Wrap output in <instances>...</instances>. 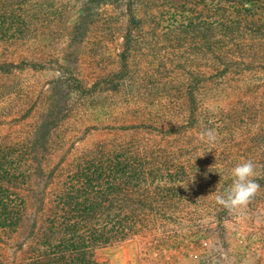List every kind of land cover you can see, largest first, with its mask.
<instances>
[{
    "label": "rangeland",
    "instance_id": "rangeland-1",
    "mask_svg": "<svg viewBox=\"0 0 264 264\" xmlns=\"http://www.w3.org/2000/svg\"><path fill=\"white\" fill-rule=\"evenodd\" d=\"M52 110L47 169L104 146L152 200L151 225L96 261L264 264V0H0V150L24 153ZM242 160L258 190L217 205ZM15 250L0 235V261Z\"/></svg>",
    "mask_w": 264,
    "mask_h": 264
},
{
    "label": "trees",
    "instance_id": "trees-1",
    "mask_svg": "<svg viewBox=\"0 0 264 264\" xmlns=\"http://www.w3.org/2000/svg\"><path fill=\"white\" fill-rule=\"evenodd\" d=\"M55 114L46 112L33 126L24 153L0 150V235H12L16 246L12 261L0 264H105L94 250L127 242L154 221L139 212L152 200L133 198L140 190L137 169L125 167L116 150L101 146L65 168L60 161L47 169L54 127L44 121ZM23 182L31 198L11 202L8 193Z\"/></svg>",
    "mask_w": 264,
    "mask_h": 264
},
{
    "label": "clouds",
    "instance_id": "clouds-1",
    "mask_svg": "<svg viewBox=\"0 0 264 264\" xmlns=\"http://www.w3.org/2000/svg\"><path fill=\"white\" fill-rule=\"evenodd\" d=\"M200 139L209 143H215L217 134L214 129H207L200 133ZM254 165L251 160H242L230 169V184L221 192H215V203L224 208L245 206L256 193L259 185L254 181ZM193 176L191 178V181Z\"/></svg>",
    "mask_w": 264,
    "mask_h": 264
}]
</instances>
